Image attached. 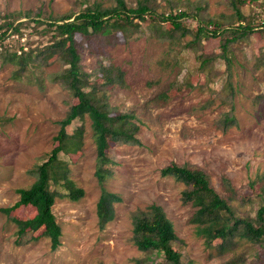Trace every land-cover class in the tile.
<instances>
[{"label": "rangeland", "instance_id": "1", "mask_svg": "<svg viewBox=\"0 0 264 264\" xmlns=\"http://www.w3.org/2000/svg\"><path fill=\"white\" fill-rule=\"evenodd\" d=\"M108 0H0V25L6 16L20 14L15 26L0 41V52H28L47 43L45 28L35 25L30 13L61 15L80 12L90 3ZM213 16L232 14L222 0H207ZM129 8L137 0H126ZM245 15H254V35L233 46L232 66L221 59L210 73L200 70L193 51L184 48L191 40L163 41L160 35L172 29L170 23L146 19L141 22L144 35L130 43L99 48L84 53V69L93 72L103 62L123 75V84L109 94L110 103L119 111L134 112L141 122L142 146L116 147L115 174L105 183L119 195L114 219L105 229L98 226L97 203L101 186L95 175L96 145L91 121L76 120L68 128V147L61 154L69 169V178L83 191L73 201L61 192L53 213L62 228L61 246L51 250L44 229L20 231V225L34 218L36 209L20 206L18 190L35 181L30 173L45 162L60 142L59 122L77 103L70 93L51 82L50 76L62 69L52 58L41 70L27 76L16 72L12 63L0 59V264H155L163 258L154 254L151 261L132 240V215L151 204L163 207L173 222L178 242L175 250L183 264H224L233 253L205 245L195 225L189 222L195 208L182 203L184 185L171 177H162L161 169L171 162H191L209 170L213 183L223 191V178L240 188L264 176V66L256 62L264 52V0L249 1ZM184 27L196 32L197 22L185 19ZM40 26V27H39ZM262 31V32H261ZM205 53L220 52L219 38L203 41ZM42 81V86L39 82ZM233 110L237 125L227 132L217 126L222 114ZM247 209V208H246ZM245 244L239 252L245 250ZM252 260L249 259L250 262Z\"/></svg>", "mask_w": 264, "mask_h": 264}, {"label": "trees", "instance_id": "2", "mask_svg": "<svg viewBox=\"0 0 264 264\" xmlns=\"http://www.w3.org/2000/svg\"><path fill=\"white\" fill-rule=\"evenodd\" d=\"M250 0H222L232 10L230 16H213L209 12L207 0H137L134 8H129L126 0H108V5L100 1L90 3L80 12L61 15L30 13L34 24L46 30L43 36L47 43L18 54L17 51L0 52L2 63H12L24 77L33 69L41 70L55 58L62 69L50 76L53 83L68 91L77 103L72 105L63 120L55 147L42 164L30 171L34 183L27 189H20L19 201L5 211L11 212L20 206L36 209L34 218L20 225V231L44 229L50 239L51 250L61 246L62 228L53 213L56 200L61 196L60 187L73 201H78L83 191L75 187L69 178L67 164L61 154L72 150L68 147V128L76 120L91 121L92 137L96 145L95 175L101 186L97 203L98 226L105 229L114 219L115 205L121 202L119 195L111 193L105 183L115 174L117 158L114 153L120 146H142L141 122L134 112L119 111L110 103L109 92L123 84V75L114 66H104L103 62L93 72L84 69V53H94L99 48L114 46L123 38L130 43L140 39L144 32L141 22L147 18L170 23L172 29L160 35V39L173 43L183 41L187 35L191 40L184 42V48L194 52L200 63V70L210 73L213 63L221 59L229 71L232 66L233 46L247 41L255 30L254 15H245L243 8ZM255 1V0H251ZM20 14H10L0 25V41L7 37L9 30H21L15 26ZM185 19L197 22L196 32L184 27ZM39 26V27H40ZM262 32V31H261ZM264 32V30H263ZM211 37L219 38L220 52L205 53L203 41ZM257 68L264 66V52L256 62ZM39 84L42 86L43 82ZM6 119L0 117V124ZM237 125L233 110L222 114L217 126L227 132ZM162 177H171L184 185L182 203L195 208L189 222L196 226L197 233L205 240L208 248L220 241L219 248L233 253L224 264H264V176L240 188L228 178H223V191H219L209 170L199 164L171 162L161 169ZM247 208V209H246ZM135 246L151 261L154 254L163 258L155 264H183L181 255L174 244L178 237L173 222L162 206L151 204L132 215ZM246 249L239 252L244 245ZM252 260L249 262L248 260Z\"/></svg>", "mask_w": 264, "mask_h": 264}, {"label": "built area", "instance_id": "3", "mask_svg": "<svg viewBox=\"0 0 264 264\" xmlns=\"http://www.w3.org/2000/svg\"><path fill=\"white\" fill-rule=\"evenodd\" d=\"M21 54V53H20Z\"/></svg>", "mask_w": 264, "mask_h": 264}]
</instances>
